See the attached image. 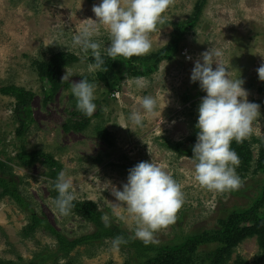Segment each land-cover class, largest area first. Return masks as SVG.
Segmentation results:
<instances>
[{
	"label": "rangeland",
	"instance_id": "374dc122",
	"mask_svg": "<svg viewBox=\"0 0 264 264\" xmlns=\"http://www.w3.org/2000/svg\"><path fill=\"white\" fill-rule=\"evenodd\" d=\"M196 2L170 0L162 13V23L149 34L152 50L148 54L169 43L173 25L186 20ZM98 3L99 0H0V86L13 84L32 92V121L22 138L15 134L18 111L14 110V99L0 94V161L5 164L0 174L15 175L19 192L32 212L54 230L69 239L84 236L93 230L92 223L72 211L59 215L52 206V179L42 159L22 166L15 157L22 146L27 151L48 154L58 162L60 172L65 171L73 179L74 200L94 202L103 216L134 237L133 223L121 219L126 211L110 189L126 182L131 166L152 159L181 185L184 201L175 222L154 233L156 243L172 244L186 235L219 228V218L236 207L246 206L259 192L264 174L247 171L241 176L243 172L236 167L242 181L238 189L208 190L194 179L193 159L179 155L168 144L184 142L190 135L196 139V109L205 93L198 83L190 82L189 76L192 61L211 46L222 50L218 59L227 66L229 78H242L247 100L260 106V116L246 140L264 139V81L258 79L256 72L264 63V0H206L196 25L184 34L171 60H162L145 76H124L119 83L99 80L98 68L88 59L91 50L72 45L79 28L89 18L95 19L91 9ZM94 39L107 46L105 28L101 27ZM58 51L72 52L79 60L62 67L59 85L46 99L44 89L49 84L42 81L35 62ZM100 51L104 52V48ZM81 75L96 85V109L91 117L83 115L74 97L67 93ZM139 77L150 82L147 88L137 90L132 86L131 82ZM115 87L117 91L112 96ZM144 95L156 99L157 109L145 114L142 126L132 125L129 114ZM161 109L163 122L159 125ZM103 130L110 134L111 144L100 137ZM256 147L253 141V160ZM107 181L109 186L104 188ZM29 222L30 213L9 197L0 198V264H123L132 254L130 249L120 248L110 240L83 243L62 253L55 238L43 227L24 232ZM208 249L209 246L198 247V255ZM260 256L255 237H248L233 249L226 264H264Z\"/></svg>",
	"mask_w": 264,
	"mask_h": 264
},
{
	"label": "clouds",
	"instance_id": "9594fccd",
	"mask_svg": "<svg viewBox=\"0 0 264 264\" xmlns=\"http://www.w3.org/2000/svg\"><path fill=\"white\" fill-rule=\"evenodd\" d=\"M169 4L170 0H99L91 9L95 19L89 18L88 23L79 28L72 37V45L84 51L91 50L97 68L103 64L101 47L113 59L148 54L152 50L149 34L158 23H162V13ZM101 27L108 33L107 46L94 39L100 34ZM222 54L221 49L209 47L192 61L189 76L190 82L198 83L205 93L199 100L194 124L197 129L191 149L194 179L199 186L218 192L241 186V178L236 173L239 156L230 144L233 140L241 143L247 139L254 121L260 116L259 104L247 100L243 79L239 76L229 78L227 66L219 62ZM185 58L192 59L191 56ZM256 72L258 79L264 81V63ZM72 74L68 73L69 76ZM149 83L142 77L131 82L137 90L147 88ZM95 89L96 85L81 75L67 90L74 97L77 109L87 117H91L96 109ZM156 109V99L144 95L130 112L128 120L132 125L142 126L145 114H152ZM162 109L159 125L163 122ZM109 183L107 181L104 188ZM50 186L57 193L51 200L52 206L59 215H68L75 199L73 179L61 171ZM110 191L126 211L121 219L133 223L134 237L146 245L157 242L154 238L156 231L175 222L176 213L184 202L181 185L152 159L131 166L127 170L126 182L119 188L113 185ZM101 219L107 227L108 217L102 216ZM123 242L119 236L113 240L114 245Z\"/></svg>",
	"mask_w": 264,
	"mask_h": 264
},
{
	"label": "trees",
	"instance_id": "16d2710c",
	"mask_svg": "<svg viewBox=\"0 0 264 264\" xmlns=\"http://www.w3.org/2000/svg\"><path fill=\"white\" fill-rule=\"evenodd\" d=\"M206 0H197L192 14L184 21L177 22L173 25L171 39L168 44L154 53L147 55L132 56L125 58L118 56L115 59L108 57L101 52L103 64L98 68L96 76L99 80L114 81L124 76L136 77L145 76L155 70L162 60L172 59L179 50V42L183 39L184 34L192 29L202 12ZM89 61L95 65L93 55H89ZM79 60L78 56L72 52L58 51L49 56L46 60L36 61V68L42 81L49 84L45 88V97L48 99L50 93L55 91L59 85V73L62 67L75 63ZM110 80V81H108ZM117 90V87H115ZM49 93V94H48ZM0 94L10 96L14 99V110L18 111V125L15 134L22 138L26 128L32 121L30 111V99L32 92L13 84L0 86ZM110 134L103 130L100 137L108 144H111ZM195 138L187 136L186 140L177 141L168 144V147L188 157L192 155V145ZM255 142L256 159L253 160L251 152V143ZM248 142L246 139L237 143L234 140L230 147L239 156L238 171H242L244 176L247 171L253 174H264V139H252ZM183 144H185L183 146ZM18 164L29 166L35 161L42 159V163L49 169L47 175L54 181L60 172V165L48 154L36 150L27 151L23 146L15 154ZM192 158V157H191ZM0 161V168L4 167ZM19 180L13 173L0 174V198L7 196L13 200L22 210L30 213V222L25 226L24 232L33 231L37 227H43L48 230L55 238L57 249L62 253H68L75 246L83 243L101 242L110 240L113 243L115 237L123 239L120 248L130 249L131 257L126 259L123 264H226L227 259L233 249L245 238L255 237L260 249V260L264 258V177L259 192L251 199L246 206L236 207L219 218V228L212 229L202 234L186 235L181 240L172 244L149 243L144 244L140 239L133 237L128 231L122 229L118 224L109 221L108 226L102 221V212L96 208L94 202L89 200H74L72 212L78 213L85 217L93 225V230L77 238L69 239L52 228V226L43 218L38 217L32 212V207L21 195L18 188ZM52 197L55 198L57 193L51 189ZM209 246V249L198 255L197 248L200 246ZM7 264V263H3ZM9 264H21L10 262ZM238 264H243L239 262Z\"/></svg>",
	"mask_w": 264,
	"mask_h": 264
}]
</instances>
